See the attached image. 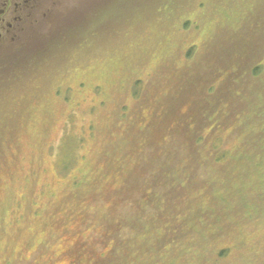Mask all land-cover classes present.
Returning <instances> with one entry per match:
<instances>
[{
    "label": "rangeland",
    "instance_id": "obj_1",
    "mask_svg": "<svg viewBox=\"0 0 264 264\" xmlns=\"http://www.w3.org/2000/svg\"><path fill=\"white\" fill-rule=\"evenodd\" d=\"M39 5L0 63V264H96L119 255L113 237H140L144 158L179 116L205 119L213 72L263 58L264 0ZM197 239L188 264L264 255V223Z\"/></svg>",
    "mask_w": 264,
    "mask_h": 264
},
{
    "label": "trees",
    "instance_id": "obj_2",
    "mask_svg": "<svg viewBox=\"0 0 264 264\" xmlns=\"http://www.w3.org/2000/svg\"><path fill=\"white\" fill-rule=\"evenodd\" d=\"M251 63L214 71L201 90L205 119L179 116L166 133L170 144L144 158L148 178L140 186L142 223L136 221L144 229L136 240L113 237L119 255L96 264H188L198 237L264 223V56ZM163 111L170 116L169 107ZM207 255L199 264H212ZM252 264H264V255Z\"/></svg>",
    "mask_w": 264,
    "mask_h": 264
},
{
    "label": "flooded vegetation",
    "instance_id": "obj_3",
    "mask_svg": "<svg viewBox=\"0 0 264 264\" xmlns=\"http://www.w3.org/2000/svg\"><path fill=\"white\" fill-rule=\"evenodd\" d=\"M43 0H0V63L16 52L29 21H35Z\"/></svg>",
    "mask_w": 264,
    "mask_h": 264
}]
</instances>
